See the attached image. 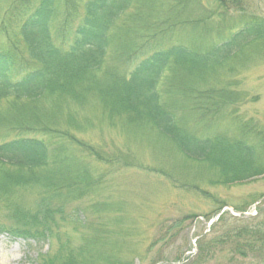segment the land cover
<instances>
[{
	"label": "trees",
	"instance_id": "obj_1",
	"mask_svg": "<svg viewBox=\"0 0 264 264\" xmlns=\"http://www.w3.org/2000/svg\"><path fill=\"white\" fill-rule=\"evenodd\" d=\"M59 1L65 5L66 17L53 33ZM11 3L13 14L7 12L6 18L21 15V21L17 38L11 37L10 47L0 51V103L12 101V109L24 112L25 104L34 109L41 99L68 95L81 101L86 96L83 94L92 90L111 115L131 113L134 117L130 122L138 124L137 130L153 128L161 141L172 144L177 160L197 168L196 174L209 171L211 177L205 186L195 187L200 192L207 186H228L264 175V125L238 112L240 105L257 100L239 89L242 75L254 62L264 61V16L248 11L244 0H213L222 7L219 16L213 15L210 2L204 0H85L84 15L73 31L67 26L77 15L75 0ZM125 14L133 24L149 21L152 35L136 47L127 44L121 66L97 78L110 51L115 24ZM165 39L166 47L162 44ZM24 46L29 60L16 57ZM83 84L84 92L80 93L77 88ZM222 119L235 123V132L229 127L221 129ZM199 123L206 126L199 129ZM40 130L45 137L57 134L48 127ZM76 145L83 147L81 142ZM85 146L90 154L106 160L97 147ZM50 148L49 141L33 135L0 143V192L7 195L8 191L17 193L37 185L43 190L32 209L20 204L9 209L16 225L0 227V234L38 245L49 241L52 227L63 221L65 203L94 192L98 186H93L83 172L78 179L66 180L68 161L64 162L65 149L61 147L55 155L64 169H59L60 176L57 171L50 174ZM62 176L68 184H62ZM54 200L59 201L54 204ZM262 225H246L231 236H221L214 244L233 240L238 247L234 255L252 258L264 251ZM117 236L127 243L131 233ZM102 238L92 239L93 246L77 251H65L61 246L55 255H39L34 264H56L58 260L62 264H129L122 261V248L115 260L107 252L95 250L94 245L100 246ZM197 251L192 261L190 257L185 261L193 263L202 257L204 246L200 242Z\"/></svg>",
	"mask_w": 264,
	"mask_h": 264
},
{
	"label": "rangeland",
	"instance_id": "obj_2",
	"mask_svg": "<svg viewBox=\"0 0 264 264\" xmlns=\"http://www.w3.org/2000/svg\"><path fill=\"white\" fill-rule=\"evenodd\" d=\"M11 1L0 0V51L10 47L11 37L17 35L21 21V15L6 18L7 12L13 14L10 12ZM75 1L78 11L70 18L73 19L67 26L69 31L79 25L84 15L85 0ZM204 1L210 2L213 15L221 14L222 7L218 3ZM62 2L56 5L58 15L55 12L53 33L66 17ZM244 3L251 13L264 16V0H244ZM215 20L218 23L217 17ZM151 35L149 21L133 24L126 14L122 15L115 24L110 51L103 67L96 73L97 78L109 69L117 70L116 67L121 66L125 54L122 50L127 44L133 43L136 47ZM162 44L168 46L167 40ZM16 57L29 60L27 47L24 46ZM242 76L239 89L249 92L257 100L240 105L238 112L264 125V61L254 62L249 72ZM83 87L84 84L78 87V92L83 93ZM83 95L86 96L81 101L72 95L41 99L34 105L35 110L25 104L24 112L12 109V101L0 103V143L20 135L43 138L51 146L47 168L50 174L57 171L60 176L59 169H64L55 155L61 147L65 149L64 162L68 161L64 174L66 180L75 179L79 172H83L93 186L98 185L94 192L65 203L61 215L63 221L52 227L53 238L49 241L38 245L7 233L0 234V264H34L39 255H55L61 246L65 251H77L86 245L91 247L92 239L104 238V234L106 237L101 239L100 246L94 245L95 250L105 251L115 260L123 249L122 261L129 264H264V251L252 258H243L234 255V249L238 247L233 240L214 244L221 236L228 233L231 236L246 225L264 224V175L228 186H207V191L200 192L195 187L205 186L204 182L211 177L209 171L201 170L196 174L197 168L177 160L172 144L161 141L153 128L137 130L139 126L135 125L138 124L130 122L134 114L111 115L94 91ZM11 110L14 113H8ZM33 111L36 112L33 114ZM229 120L219 121L221 129L229 127L235 132V123L233 125ZM205 126L206 123L198 125L199 129ZM44 127L54 129L57 134L45 137L39 133ZM64 135L67 137L63 138ZM76 142H81L83 147L79 148ZM85 145L97 147L95 149L106 155V160L112 159L101 160L90 154ZM64 177H60L62 184H68ZM41 188L37 185L17 193L8 191L7 195L0 192L3 195L0 196V227L15 226L16 220L9 209L17 204L32 209L42 197ZM66 191L64 189L62 194L65 195ZM59 200H54V204ZM222 205L224 207L220 210ZM118 233H131V237L126 243L117 236ZM198 242L204 246V252L201 258L191 263L198 253ZM188 257L191 261H185ZM56 264L62 263L58 260Z\"/></svg>",
	"mask_w": 264,
	"mask_h": 264
}]
</instances>
